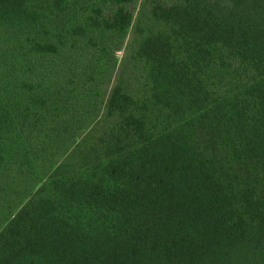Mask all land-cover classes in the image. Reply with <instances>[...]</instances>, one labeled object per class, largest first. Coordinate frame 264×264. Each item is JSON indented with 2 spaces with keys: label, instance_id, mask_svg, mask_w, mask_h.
<instances>
[{
  "label": "trees",
  "instance_id": "1",
  "mask_svg": "<svg viewBox=\"0 0 264 264\" xmlns=\"http://www.w3.org/2000/svg\"><path fill=\"white\" fill-rule=\"evenodd\" d=\"M136 1L0 0V264H264V0H140L100 109Z\"/></svg>",
  "mask_w": 264,
  "mask_h": 264
},
{
  "label": "rangeland",
  "instance_id": "2",
  "mask_svg": "<svg viewBox=\"0 0 264 264\" xmlns=\"http://www.w3.org/2000/svg\"><path fill=\"white\" fill-rule=\"evenodd\" d=\"M139 2L140 0L130 4V9L134 13L133 22L128 28L126 36L119 50L116 52V54L118 55L117 65L110 79L102 87L103 99L100 109L103 108V102L115 85L116 79L121 70L123 71L125 79H127L129 87H131L133 91H142L143 85L141 81L135 80V76L141 74L142 66H139L138 64L136 66H133L134 62L129 57L133 47L132 30L134 20L136 19V11ZM34 137L35 136L32 135V145L35 146L32 152V156H36V159L33 160L36 168L38 167L36 172L31 173L29 171L31 165L28 163L25 164V166L10 163L5 165L0 171V225L4 222L5 219L10 216V214H12V212L18 209L20 202L22 204L24 203V201H21L20 193L25 187L27 181H29L33 176H37L38 181L42 182L46 178L47 174L50 173L52 167L61 160L60 158L54 159L55 152L53 151V149H41L38 140H36ZM43 154L44 156H41ZM48 157H51L52 159H48Z\"/></svg>",
  "mask_w": 264,
  "mask_h": 264
}]
</instances>
